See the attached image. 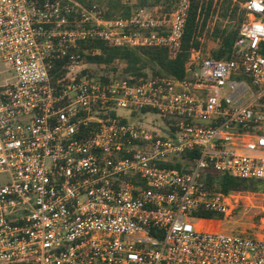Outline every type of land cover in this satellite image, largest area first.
Wrapping results in <instances>:
<instances>
[{
  "label": "built area",
  "instance_id": "2783aa9c",
  "mask_svg": "<svg viewBox=\"0 0 264 264\" xmlns=\"http://www.w3.org/2000/svg\"><path fill=\"white\" fill-rule=\"evenodd\" d=\"M114 1L0 0V264H264V238L191 225L240 204L209 172L264 181V0L183 79L94 72L101 46L177 51L192 0Z\"/></svg>",
  "mask_w": 264,
  "mask_h": 264
},
{
  "label": "rangeland",
  "instance_id": "374dc122",
  "mask_svg": "<svg viewBox=\"0 0 264 264\" xmlns=\"http://www.w3.org/2000/svg\"><path fill=\"white\" fill-rule=\"evenodd\" d=\"M110 2L114 1L89 0L90 4H95L103 8L109 18L114 16L127 17L129 15L130 9L116 1L115 2L118 3V8L115 9L110 6ZM244 2L245 1L242 0H216L211 7L209 18L207 20L202 17L199 19L196 34L201 46L200 49H198L199 53L186 62L185 74L187 68H197L198 63L204 58L208 56L215 57L217 52L224 50V40L235 36L231 50L232 53L235 41L246 19V10L243 7ZM141 5L143 6L144 4L141 3L140 6ZM156 5L157 4H151L150 6ZM159 6H161V8ZM159 6L158 9L160 11L162 9L163 12H166L169 8L166 4H160ZM127 67V62L115 61L109 65H95L92 68L96 74L109 73L119 76H134L126 72ZM137 68H140L142 73L146 74L145 77L155 76L157 73H161V75H171L166 73L162 66L147 58H144L142 62L137 65ZM4 83L5 82L0 79V85ZM118 113L133 124L143 123L147 126H153L155 121L156 126H163L162 118L155 113H137L132 115L129 110H119ZM0 181H5V179L2 177ZM191 225L197 230L264 238V187L263 190L259 192L243 191L238 208L230 216L207 220L192 218Z\"/></svg>",
  "mask_w": 264,
  "mask_h": 264
},
{
  "label": "trees",
  "instance_id": "16d2710c",
  "mask_svg": "<svg viewBox=\"0 0 264 264\" xmlns=\"http://www.w3.org/2000/svg\"><path fill=\"white\" fill-rule=\"evenodd\" d=\"M85 5H92L87 0H80ZM114 1V0H111ZM246 1V0H242ZM117 2V1H116ZM110 2V6L117 9L118 3ZM216 0H192L190 10L185 25L182 43L177 51L170 52L166 49L157 48H141L130 49L128 47L119 46H101L100 54L89 57L87 61L96 65H109L115 61H125L128 64L126 69L127 73H131L136 78L145 77L146 74L142 73L137 65L142 62L144 58L153 61L162 66L166 73L171 74L177 79H183L185 76V64L186 62L199 53L200 42L197 38L198 21L202 17L208 19L211 11V7ZM245 14V12H244ZM238 34V33H237ZM236 34V36H237ZM235 36L227 38L223 42L224 50H220L215 54L217 59H229L231 57V50L234 43ZM156 75H161L157 73ZM177 169H184L181 164L170 165ZM206 184L209 188L229 193L231 191H247V192H259L263 190L264 181L262 180H246L237 179L229 175L217 174L209 172L206 177ZM197 217L203 219L224 218L223 215H216L211 212H200Z\"/></svg>",
  "mask_w": 264,
  "mask_h": 264
}]
</instances>
